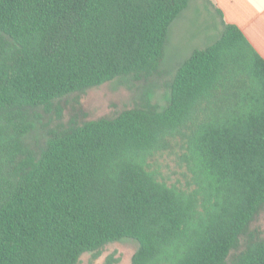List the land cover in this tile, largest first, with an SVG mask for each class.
Instances as JSON below:
<instances>
[{"label":"trees","instance_id":"16d2710c","mask_svg":"<svg viewBox=\"0 0 264 264\" xmlns=\"http://www.w3.org/2000/svg\"><path fill=\"white\" fill-rule=\"evenodd\" d=\"M192 1L0 0V264H80L124 238L139 243L129 264H264L251 227L264 207V58L226 23L153 101ZM113 80L137 89L133 107L63 120L65 96Z\"/></svg>","mask_w":264,"mask_h":264},{"label":"rangeland","instance_id":"374dc122","mask_svg":"<svg viewBox=\"0 0 264 264\" xmlns=\"http://www.w3.org/2000/svg\"><path fill=\"white\" fill-rule=\"evenodd\" d=\"M215 19V14L213 17L205 15V11L190 6L175 20L168 33L165 57L162 61L163 73L151 78V84L154 85V102L160 105L165 104L168 81L172 78L177 66L194 49L205 47L217 39L220 29ZM136 84L141 86L143 83ZM138 101L136 88H130L124 80L109 81L83 93L77 92L65 96L61 100L64 109L63 120H68L80 108L84 112H78L80 119L113 116L125 108L133 107ZM161 166L172 181L181 177V170L175 164L173 156L165 154L161 158ZM251 227L258 229L264 236V207L252 222ZM138 245V241L132 238L110 242L99 254L84 253L80 258V264H129Z\"/></svg>","mask_w":264,"mask_h":264},{"label":"crops","instance_id":"0c3cea01","mask_svg":"<svg viewBox=\"0 0 264 264\" xmlns=\"http://www.w3.org/2000/svg\"><path fill=\"white\" fill-rule=\"evenodd\" d=\"M190 6L215 14L218 34L226 23L239 27L264 58V0H193Z\"/></svg>","mask_w":264,"mask_h":264}]
</instances>
